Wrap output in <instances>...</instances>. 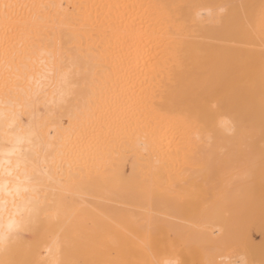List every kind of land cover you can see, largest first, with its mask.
I'll return each mask as SVG.
<instances>
[{
	"label": "bare ground",
	"instance_id": "6f19581e",
	"mask_svg": "<svg viewBox=\"0 0 264 264\" xmlns=\"http://www.w3.org/2000/svg\"><path fill=\"white\" fill-rule=\"evenodd\" d=\"M0 5V264H264V0Z\"/></svg>",
	"mask_w": 264,
	"mask_h": 264
},
{
	"label": "rangeland",
	"instance_id": "374dc122",
	"mask_svg": "<svg viewBox=\"0 0 264 264\" xmlns=\"http://www.w3.org/2000/svg\"><path fill=\"white\" fill-rule=\"evenodd\" d=\"M235 157H236V159L238 158L237 156H235ZM234 159H235V158H234ZM237 167H240V165H237ZM241 167H242V166H241ZM241 167H240V168H241ZM242 168H243V167H242ZM242 168L240 169L241 172H240V170H238V168H235V169H237V172H239V173H237L236 170H234L233 172L231 171V172H232V174H233L234 172H236V174H238L237 177L240 179L242 176L245 175V173H243V172H244V169H246V168H243V170H242ZM242 173H243V174H242ZM236 174H235V175H236ZM241 174H242V175H241ZM234 178H235V177H234ZM235 180H237V179H235Z\"/></svg>",
	"mask_w": 264,
	"mask_h": 264
},
{
	"label": "snow or ice",
	"instance_id": "6c2138e0",
	"mask_svg": "<svg viewBox=\"0 0 264 264\" xmlns=\"http://www.w3.org/2000/svg\"><path fill=\"white\" fill-rule=\"evenodd\" d=\"M0 7H5L4 5H0ZM7 7H11V5H7Z\"/></svg>",
	"mask_w": 264,
	"mask_h": 264
}]
</instances>
